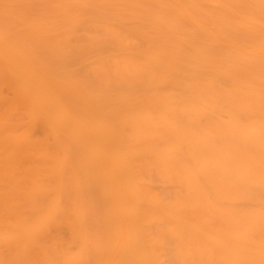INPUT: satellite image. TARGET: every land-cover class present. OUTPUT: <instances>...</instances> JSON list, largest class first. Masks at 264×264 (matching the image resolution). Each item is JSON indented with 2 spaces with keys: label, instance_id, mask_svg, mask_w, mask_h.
Here are the masks:
<instances>
[{
  "label": "bare ground",
  "instance_id": "6f19581e",
  "mask_svg": "<svg viewBox=\"0 0 264 264\" xmlns=\"http://www.w3.org/2000/svg\"><path fill=\"white\" fill-rule=\"evenodd\" d=\"M0 264H264V0H0Z\"/></svg>",
  "mask_w": 264,
  "mask_h": 264
}]
</instances>
